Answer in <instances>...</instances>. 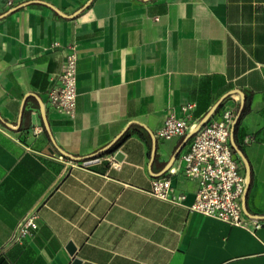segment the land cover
Wrapping results in <instances>:
<instances>
[{
    "label": "crops",
    "instance_id": "crops-1",
    "mask_svg": "<svg viewBox=\"0 0 264 264\" xmlns=\"http://www.w3.org/2000/svg\"><path fill=\"white\" fill-rule=\"evenodd\" d=\"M73 53L70 116L49 92ZM187 104L197 124L236 109L245 213L264 222V0H0V264H264V224L190 210L200 182L174 156L191 131L158 136ZM170 175L182 203L150 193Z\"/></svg>",
    "mask_w": 264,
    "mask_h": 264
},
{
    "label": "built area",
    "instance_id": "built-area-1",
    "mask_svg": "<svg viewBox=\"0 0 264 264\" xmlns=\"http://www.w3.org/2000/svg\"><path fill=\"white\" fill-rule=\"evenodd\" d=\"M5 3L8 8H14L18 0H5ZM77 59L75 53L66 57L64 68L49 92L51 106L70 116L75 115L78 97ZM194 108V104L183 106V118L171 115L159 130L158 136L167 140L186 136L198 125L190 119ZM237 118L238 113L233 107L226 108L218 118L213 116L192 138L190 151L178 156V170L187 178L200 182L195 202L190 206L191 211L256 233L264 222L256 217L249 218L245 213L248 181L241 173L240 162L231 143L232 129ZM60 158L64 159L63 156ZM171 175L154 178L150 193L179 204L185 200V196L176 194ZM39 219V212L29 214L20 224L16 239L22 241L32 237L39 229Z\"/></svg>",
    "mask_w": 264,
    "mask_h": 264
},
{
    "label": "water",
    "instance_id": "water-1",
    "mask_svg": "<svg viewBox=\"0 0 264 264\" xmlns=\"http://www.w3.org/2000/svg\"><path fill=\"white\" fill-rule=\"evenodd\" d=\"M221 104V103H220ZM219 104V105H220ZM219 105L218 106H216L205 118H203V120H201V122L196 126V128H194L188 135H187V138H186V141L185 142H188L189 140H191L193 137H194V135L205 125V124H207L210 120H211V118H212V116L214 115V113L216 112V110L218 109V107H219ZM237 122H238V118L236 119V121H235V123H234V125H233V129H232V134H233V131H234V129H235V127H236V124H237ZM180 152H181V150H179L176 154H175V156H174V161L176 160V158L178 157V155L180 154ZM123 158V154L122 153H120V152H118V154H117V156H116V159H118V160H120V159H122ZM173 161V162H174ZM248 187H249V182H248ZM246 196H247V193H246V195H245V200H246ZM246 202V201H245ZM248 211V210H247ZM263 220H264V218H262ZM68 249H69V251L73 254V253H75V251H76V246L74 245V243H70L69 245H68ZM80 263V260H78V259H76L75 260V262H74V264H79Z\"/></svg>",
    "mask_w": 264,
    "mask_h": 264
},
{
    "label": "trees",
    "instance_id": "trees-1",
    "mask_svg": "<svg viewBox=\"0 0 264 264\" xmlns=\"http://www.w3.org/2000/svg\"><path fill=\"white\" fill-rule=\"evenodd\" d=\"M248 110V106L246 105L245 109H244V113Z\"/></svg>",
    "mask_w": 264,
    "mask_h": 264
}]
</instances>
